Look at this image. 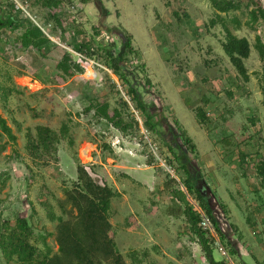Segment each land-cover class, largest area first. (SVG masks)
<instances>
[{"label":"rangeland","instance_id":"1","mask_svg":"<svg viewBox=\"0 0 264 264\" xmlns=\"http://www.w3.org/2000/svg\"><path fill=\"white\" fill-rule=\"evenodd\" d=\"M100 1L108 12L107 23L110 26L121 25L134 38L133 47L138 55L129 59L126 67L132 70L133 66H136V84L151 91V95L144 96V100L151 113L157 115L153 122L167 118L173 128L179 129L172 115L174 112L195 144L201 150L211 149L204 127L198 124L195 112L187 109L180 91L183 87L176 85L179 77H183L185 72L190 53L185 51L187 57H184L182 51L187 47V41L191 45V36L185 31L184 23L175 20L174 14H171L173 11H166L168 16L162 19L164 9L167 10L169 6H174V11L180 10L179 14H182L184 19L182 10L186 11L188 16L194 12L200 17L199 29L205 36L207 32L210 33V29L213 30L210 22L215 17V10L211 1ZM241 2V11L231 12L223 17L230 28L234 27V19L246 24L250 22L252 10L264 8V0ZM18 5L24 8V11H18L22 17L30 16L38 25L45 27L50 44L44 48L47 58L43 59L35 51H23L15 42L21 31L12 33L0 30V115L6 119L17 137L15 146L0 130V227L6 219H10V224L14 227L15 215L26 216L35 229L32 245L44 252L41 232L47 237V243L53 252H56L57 245L54 237L50 236L55 230L56 222L50 220L49 213L52 211L56 216L61 215L58 200L63 198L64 191L72 188L77 180V158L99 184H108L105 180L109 178V186L118 194L112 201L110 211V222L113 226L111 237L127 264H208L204 261L205 256L186 221L170 215V211L175 208L172 191L181 189L180 184L185 176L163 141L146 129V117L136 109L129 88L108 67L101 55L96 58L86 57L92 61L93 66L87 63V60H75L83 74L69 71L65 75L57 70L58 62L67 52L73 51L75 44L92 43V28L98 25L100 20L97 3L91 0L82 5L81 0H73L65 7L66 16L62 21L66 25L62 24V28L57 27L52 16L63 14V11L55 10L51 13L48 9L38 6L35 0H0V14H16ZM193 15L191 21H187L190 29H193L198 19ZM257 34L264 40L262 21L252 29L249 27L247 31L255 58L258 55L254 45ZM219 35L224 38L220 31ZM108 41L112 42L106 34L98 38L100 44ZM213 43L214 49L211 47L210 53L213 54L214 50L219 53L220 45ZM194 47L196 53L197 46ZM117 49H121L119 41ZM199 51L198 62H201V70L198 73L203 77V60L210 59L207 51ZM258 61H261L259 66L262 70L259 77L263 78L264 60L258 58ZM88 71L90 73L86 75ZM148 79L152 86L147 85ZM259 84L261 87V79ZM93 103H107L110 106V115L115 109L122 111L125 122L132 124V127L122 132L101 119L99 113L85 114V110ZM124 103L128 106L125 107ZM262 106L264 107V100ZM39 126L49 127L59 135L62 128H68L66 137H61L57 146V155L52 151L51 154L44 151L37 154L27 149L28 134L31 133L35 137L36 128ZM161 130L169 139L168 125L164 123ZM244 131L247 134H257L258 143L264 142L263 114L255 126L249 125ZM115 147L117 149L112 150ZM191 158L194 162L197 160L195 155H191ZM119 163L128 170L120 172H125L130 178L124 179L117 175L114 166ZM100 169H103L104 176L100 174ZM225 169L222 166L224 173ZM204 172L203 175H210L208 170ZM174 175L179 176L180 183H172V180H175ZM216 176L220 179V186L218 187L214 177H211L210 182L217 186L218 197L226 202L232 211L230 222L237 226L244 236L245 249L240 255L230 253L233 263L256 264L258 261L264 264V243L260 242L264 238L258 237V240H254L249 232L248 213L237 208L230 200L226 187L231 188V183L225 181L223 175L220 177L219 172ZM133 178L143 182L147 188L133 185ZM167 182H170L168 189L165 187ZM203 186L202 182L198 188ZM233 191L236 193V190ZM187 194L190 202L199 204V196L195 190H187ZM208 196L209 203L215 204L214 198ZM191 207L196 211L194 206ZM212 208L221 220L220 224L223 223L221 209L217 210L213 206ZM233 239L238 240L237 237ZM211 240L213 241L212 238ZM221 241L227 247L222 239ZM1 259L0 255V264H5ZM214 259L217 262L225 261L217 247H214ZM8 264L20 263L12 260Z\"/></svg>","mask_w":264,"mask_h":264},{"label":"trees","instance_id":"2","mask_svg":"<svg viewBox=\"0 0 264 264\" xmlns=\"http://www.w3.org/2000/svg\"><path fill=\"white\" fill-rule=\"evenodd\" d=\"M73 0H35L36 4L42 8L48 9L51 13L55 10L65 8L70 5ZM91 0H81L82 5ZM97 3L100 20L99 24L92 28L93 41L78 43L73 46V52L78 56L67 52L57 64V70L67 75L69 71L74 74H83V70L76 63L81 60L80 57L96 58L100 55L107 63L108 67L117 75L123 84L129 88L132 101L146 117V129L159 137L165 144L168 151L172 154L174 161L178 164L185 179L182 184L186 190H195L199 196V204L201 210L210 218L214 228L223 241L227 240L226 234L221 228V224L216 216V212L210 206L207 198V192L203 188H197L196 182L199 171L196 168L194 159L191 155L196 156V147L189 138L186 131L181 128L180 124L175 121V125L179 128H173L167 118L153 122L157 117L152 114L148 105L145 103L144 96L151 95V91L145 86L136 84L137 74L136 66L132 70L126 67L129 59H133L138 55L137 50L133 47V36L127 32L121 25L110 26L107 23L108 12L102 5L100 0H94ZM212 7L219 13L229 14L231 12H239L242 9V0H210ZM66 14H54L52 20L58 28H62V20ZM119 18V13H117ZM226 33L225 42L222 49L225 55L231 60L238 72L247 79L246 69L242 60H248L251 56V45L246 38H238L227 26L224 19L218 18ZM259 21L264 25V8H257L250 13V22L248 25L252 28ZM215 20L211 21L215 25ZM236 27L241 26L238 19L233 21ZM0 30H8L12 33L21 31L16 37L15 42L23 51H35L41 58L46 59L45 47L50 44L49 38L40 27L34 24L29 18L22 17L19 12L16 14H8L3 16L0 14ZM106 34L111 38L112 42L100 44L98 38ZM117 41L121 44V49H117ZM255 48L260 58L264 60V41L257 36ZM141 83V82H140ZM264 96V74L262 78ZM147 85L152 86L151 81L147 80ZM160 97V96H158ZM127 107V103H124ZM110 106L107 103L91 104L85 114L92 112L99 113L101 119L107 121L115 129L126 132L132 124L126 123L122 111L115 109L113 114L109 113ZM197 119L200 124H206L209 120L204 114L202 108L197 110ZM167 124L169 128L168 138L163 133L162 126ZM67 127L62 128L59 135L49 127L39 126L36 128V136L28 134L27 149L29 152L34 151L37 154L41 151L57 155V146L61 141V137H66ZM0 130L8 138L11 144L16 146L17 137L14 135L12 128L8 125L6 119L0 115ZM70 145L73 143L70 141ZM52 151V152H51ZM191 154V155H190ZM40 156V155H39ZM77 180L70 189L64 191L62 199L58 200V206L61 215L56 216L52 211L49 218L52 222H56L55 230L50 236L54 237L57 245V251L53 252L52 247L47 243L46 236L40 232L44 252H40L37 247L32 245L31 240L34 237L35 229L32 228L30 220L26 216L20 214L15 215L16 225L12 227L10 219L3 221L0 227V255L5 264L12 260H17L20 264H127L122 255L117 251L116 243L111 237L113 226L110 222V211L113 199L118 194L108 185L99 184L87 171L86 167L79 163L76 158ZM151 166V162H149ZM257 176L260 179L261 187L264 188V164L258 166ZM176 183V180H172ZM170 182L165 184L168 189ZM175 208L170 211V215L176 218H185L187 225L201 251L209 264H225L217 262L214 259V245L211 238L204 232L200 224V214L195 211L188 202L186 194L181 190L172 191ZM181 204L178 206V204ZM223 208V206H221ZM227 215L225 209L222 210ZM49 235V234H48ZM229 252L233 255L237 254L230 243ZM2 264V263H1Z\"/></svg>","mask_w":264,"mask_h":264},{"label":"crops","instance_id":"3","mask_svg":"<svg viewBox=\"0 0 264 264\" xmlns=\"http://www.w3.org/2000/svg\"><path fill=\"white\" fill-rule=\"evenodd\" d=\"M173 7L169 6L167 10L164 9L165 13L162 19L168 16V11H173L171 14H174L175 20L179 22L182 21L186 28L185 31L191 36V45L189 41H187V47L182 51L184 57H187L186 53H190L189 58H187V65L184 69L185 72L183 73V77H179L176 85L180 88L183 87L180 91L184 97L187 109L194 111L197 118V110L202 108L209 120L206 124H200L198 119L197 122L201 127H204L211 149L201 150L189 136L182 123L176 118L174 112H172V115L180 124L181 128L187 132L189 138L196 147L197 160L195 161V165L199 171V175L197 176L199 178L197 179L196 186L198 188V185H201L203 182L204 186L199 188H203V190L215 200V204L209 203L210 206H213L217 210L220 208L221 212L223 208L225 209L227 215L223 214L224 222L221 223V228L227 236V240L224 242L225 244L230 243L237 254L240 255V252L245 249L243 245L244 236L239 231L238 227L230 222L229 216H232V211L228 204L218 197L217 186L213 185L210 181L211 177H214L219 187L218 181L220 179L216 176V173L219 172L220 177L223 175V179L231 183V188L226 187L231 202L234 203L237 208L243 209L244 212L248 213L247 223L249 232L253 235L254 240H258V237L264 238V188L261 187L260 179L257 176L258 166L264 164V142L258 143L257 134H247L244 131L249 128V125L255 126L262 114L264 116V107L262 106L264 100L262 93L263 83L262 78L259 77L261 70L259 65L261 61H258V58H260V56L258 51L256 58L253 53L252 43L250 37L247 35V31L250 27L248 22L243 24L239 20L241 26L236 27L234 25L233 28H230L228 23H226L228 28L238 38H246L251 45L252 52L250 58L248 60H242L247 73V79L244 78L222 49L226 33L223 25L218 21V18L220 17L225 20L223 17L226 14L219 13L215 10V17L212 20H215L216 23L215 25L211 24L213 29H210L211 34L207 32L204 36L201 29H199V15L192 12L194 15L190 13V16H188L185 14L186 11L184 12V10H182L183 15H185L184 19L182 14H179L181 13L180 10L174 11ZM64 10L65 8H62L57 11L64 12ZM191 15L198 18L193 25V29H190V25L187 23L188 20L191 21ZM191 31H193V33ZM219 31L224 34V38L219 35ZM257 36H259V34L255 36L254 45L256 44ZM259 37L261 38V36ZM213 42L220 45L219 53H216L215 50L213 54L212 52L210 53V49H214ZM194 46H197L196 53H194L195 51L193 50L195 48ZM200 49L202 50L201 53L207 51L210 59L203 60L205 68L203 77H200L198 73V71L201 70L199 66L201 62H198ZM185 51L187 52L185 53ZM260 59L263 60L262 58ZM259 79H261V87ZM116 149V147L115 149L112 148V150ZM222 166L227 169V172L225 169L224 173ZM114 168L117 175L121 178L125 179L131 177L123 172L128 171L126 170V166L120 165L119 163L114 166ZM147 168L150 169L149 166H147ZM121 170L123 171L120 172ZM206 170H208L210 175H203ZM100 174L103 176L105 175L103 169H100ZM105 181L110 185L109 178ZM132 181L133 185L136 187L140 186L147 188L143 182L135 178H133ZM233 189L236 190V193ZM208 195L207 197H209ZM221 206H223V208ZM183 219L185 220V218ZM232 237H237L238 240H234ZM260 242L263 244L264 239L263 241L260 240ZM256 262V264H261L258 261Z\"/></svg>","mask_w":264,"mask_h":264},{"label":"built area","instance_id":"4","mask_svg":"<svg viewBox=\"0 0 264 264\" xmlns=\"http://www.w3.org/2000/svg\"><path fill=\"white\" fill-rule=\"evenodd\" d=\"M18 4V3H17ZM24 11V8L22 7V6H20V5H18L17 6V8H16V11L18 12V11ZM66 13V12H65ZM63 14H64V12H63ZM27 17H29L32 21H34L30 16H27ZM34 23H36V25L38 26V27H40L41 29H42V31L46 34V36L48 37V34H47V32H46V30H45V27H41L40 25H38L37 24V22H35L34 21ZM62 24H64V26L66 25V23L65 22H63L62 21ZM49 38V37H48ZM72 54H74V55H76V56H78L79 57V55H77L76 53H74L73 51H70ZM80 58H82L81 60H87L86 62L87 63H89V64H91L92 66L94 65V64H92V61L91 60H88V59H86V57H80ZM107 70V69H106ZM110 72V71H109ZM90 73V71H88V73H86V75H88ZM120 88H121V86H119ZM162 164H163V166H165V164L162 162ZM87 169V171L91 174V172L89 171V169L88 168H86ZM174 178H175V180L178 182V183H180V180H179V176L178 175H174L173 176ZM181 185V190L186 194V196H187V199H188V202L189 203H191V205L192 206H194L195 207V209H196V211L200 214V217H201V220H200V224H199V226H200V228L204 231V232H206L207 233V235L208 236H210L212 239H213V241H214V247H217V249H218V251L220 252V254L225 258V261H224V263L225 264H234L233 263V261H232V259H231V257H230V252H229V250L227 249V247L224 245V243L221 241V238H220V235H219V233L217 232V230L214 228V226H213V223H212V221L210 220V218L206 215V213L203 211V210H201V208H200V204H196V202H194V201H192V202H190V199H189V196H188V194H187V190H186V188L182 185V184H180ZM204 261L206 262V263H208V261H207V259L206 258H204ZM209 264V263H208Z\"/></svg>","mask_w":264,"mask_h":264}]
</instances>
